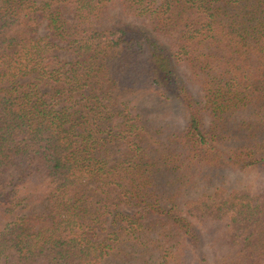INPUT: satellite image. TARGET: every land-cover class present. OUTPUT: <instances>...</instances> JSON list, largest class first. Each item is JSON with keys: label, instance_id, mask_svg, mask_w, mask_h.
Masks as SVG:
<instances>
[{"label": "trees", "instance_id": "trees-1", "mask_svg": "<svg viewBox=\"0 0 264 264\" xmlns=\"http://www.w3.org/2000/svg\"><path fill=\"white\" fill-rule=\"evenodd\" d=\"M224 169H264V0H0V264H263Z\"/></svg>", "mask_w": 264, "mask_h": 264}, {"label": "rangeland", "instance_id": "rangeland-1", "mask_svg": "<svg viewBox=\"0 0 264 264\" xmlns=\"http://www.w3.org/2000/svg\"><path fill=\"white\" fill-rule=\"evenodd\" d=\"M156 99L157 98L154 96L153 98L148 97L144 103L150 107L155 103ZM158 106H161V108L155 111L154 114H157V116L160 117L159 119H161L164 122L169 121L170 116L165 111H167L168 109L172 110L174 105H172L170 102H167V103H161ZM223 174L224 176L222 179H217L214 181V183H217L216 185H218V183L220 182L221 185H224L229 189L248 187L252 190H258L264 188V169L254 170L251 172L236 171L233 169H224ZM206 241L209 242V238L208 240L206 239ZM197 252L198 253L203 252L205 254V257H207L206 264L207 263L216 264L215 257L212 254L211 248L208 244H204L202 246V249L197 250ZM189 260H191V257H189Z\"/></svg>", "mask_w": 264, "mask_h": 264}]
</instances>
